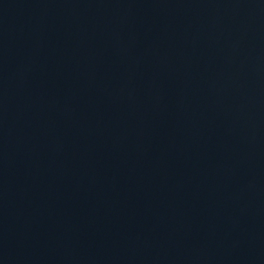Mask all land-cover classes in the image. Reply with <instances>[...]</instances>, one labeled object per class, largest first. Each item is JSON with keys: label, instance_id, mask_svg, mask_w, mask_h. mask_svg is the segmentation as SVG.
Listing matches in <instances>:
<instances>
[{"label": "water", "instance_id": "obj_1", "mask_svg": "<svg viewBox=\"0 0 264 264\" xmlns=\"http://www.w3.org/2000/svg\"><path fill=\"white\" fill-rule=\"evenodd\" d=\"M0 264H264V0H0Z\"/></svg>", "mask_w": 264, "mask_h": 264}]
</instances>
